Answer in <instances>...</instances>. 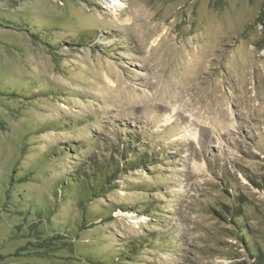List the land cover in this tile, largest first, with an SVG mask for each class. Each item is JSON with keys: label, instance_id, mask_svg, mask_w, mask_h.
<instances>
[{"label": "rangeland", "instance_id": "rangeland-1", "mask_svg": "<svg viewBox=\"0 0 264 264\" xmlns=\"http://www.w3.org/2000/svg\"><path fill=\"white\" fill-rule=\"evenodd\" d=\"M96 158L119 173L99 198L70 176ZM255 250L264 0H0V264H254Z\"/></svg>", "mask_w": 264, "mask_h": 264}, {"label": "trees", "instance_id": "trees-1", "mask_svg": "<svg viewBox=\"0 0 264 264\" xmlns=\"http://www.w3.org/2000/svg\"><path fill=\"white\" fill-rule=\"evenodd\" d=\"M82 144L83 145H81V149H84V150H87L90 148V146H92L90 144L86 145L84 142ZM76 148L77 149H74V150L78 151L79 147H76ZM63 149L64 148H62L61 150H63ZM62 154H58L55 152L53 154V156L56 158V160H58V157L61 156ZM136 160L137 161H135V162L134 161L128 162V166H130V168H131V166H133V164H135V166H140L141 162H143L145 160V158H143V156L141 157V155H139V157H138V155H136ZM90 161H93L92 162L93 165L91 166V168L89 170H86V169L82 170V167L77 165L76 170L74 172H72V174L70 176L74 177V176H77L79 173H82L83 175H85L87 177V180L89 179L88 183L90 184V187L94 186V188L96 187V189L97 188L100 189L99 191H96V192L92 191V193H90V195L94 198H99V197H102L105 194H107L110 190L114 189V187H111L112 181L115 180L116 176L119 173H117L118 170L113 168V166H114L113 162H106L105 164L100 163V165H98L97 158L96 159H90ZM125 169H127V168L125 167ZM91 179L93 182L90 181ZM84 187H87V185H85ZM84 187H83V189H84ZM82 191L83 190H79L77 194L83 195ZM73 195H75V194H73ZM80 200L82 201V199H80ZM233 208H234V210L232 211V214L234 215V222H235V224L239 225L236 227V232H235L236 237L245 243V241H246L245 238H247L246 237V229H243V227H241L240 223L237 221V220H239L238 218L241 217V213L238 212V210H236L235 207H233ZM235 218H237V219H235ZM95 222H98L97 219L94 222H92L91 224H95ZM163 242H165V240H163ZM127 246H128V250L124 252V255L127 257L126 259L128 261H134L135 262L136 256H137V254H139V251L142 248H141L140 244H135L134 242L129 243ZM255 252H257V253L254 254L253 256L256 257L257 261L255 260L254 264H264V257L259 254L258 250H255ZM128 253H129V255H128Z\"/></svg>", "mask_w": 264, "mask_h": 264}]
</instances>
